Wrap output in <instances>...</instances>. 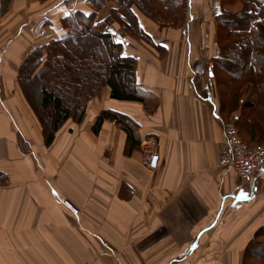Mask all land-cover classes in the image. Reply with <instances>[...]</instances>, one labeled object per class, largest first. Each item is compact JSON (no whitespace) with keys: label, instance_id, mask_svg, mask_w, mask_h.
<instances>
[{"label":"crops","instance_id":"1","mask_svg":"<svg viewBox=\"0 0 264 264\" xmlns=\"http://www.w3.org/2000/svg\"><path fill=\"white\" fill-rule=\"evenodd\" d=\"M222 7L185 0L181 25L161 26L132 5L152 42L112 19L106 29L122 55L136 58L142 100H114L103 87L82 120H66L46 145L18 68L60 37L70 11L94 8L89 0H8L2 9L0 0V264H243L264 225V170L248 184L218 165L223 123L237 121L249 143H264V132L243 117L241 99L221 111L213 65ZM116 8L106 0L95 20ZM104 110L124 115L133 138L107 118L94 132ZM148 137L157 144L152 167L142 164Z\"/></svg>","mask_w":264,"mask_h":264},{"label":"trees","instance_id":"2","mask_svg":"<svg viewBox=\"0 0 264 264\" xmlns=\"http://www.w3.org/2000/svg\"><path fill=\"white\" fill-rule=\"evenodd\" d=\"M114 1L117 8L101 21L95 20L96 9L102 7L106 0H89L94 8L89 14L79 10L70 11L61 19L60 26L64 32L60 37L34 47L18 68V87L42 127L46 145L54 140L56 131L66 120H82L89 101L97 97L103 87H108L110 98L114 100H142L137 93L136 58L122 55V43L106 29L112 19H117L133 36L152 42L146 33L137 28L132 5L161 26H180L184 18L185 0ZM231 1L240 2V9H229L226 1L222 0V11L217 17L220 53L213 65L216 82L218 80L221 92V84L231 88L239 80L247 79L255 83L258 89L256 98L253 102L242 103V108H255L247 118L257 120L256 123L264 132V101L259 103L264 93V0ZM7 2L1 0L2 9ZM119 13L124 14L128 22H121ZM232 53L237 54L241 61L237 72L230 69L232 62H236L231 58ZM38 80L40 107L33 102L28 90V86ZM221 101V111L223 106L232 111V101L225 102L223 92ZM42 110L46 111L48 117L44 116ZM106 118L122 125L128 136L133 138L132 127L125 116L107 110L98 115L94 132ZM234 122L238 127L237 121ZM243 264H264V225L254 232L247 243Z\"/></svg>","mask_w":264,"mask_h":264},{"label":"built area","instance_id":"3","mask_svg":"<svg viewBox=\"0 0 264 264\" xmlns=\"http://www.w3.org/2000/svg\"><path fill=\"white\" fill-rule=\"evenodd\" d=\"M226 149L220 154L218 165L226 171H232L244 183H256L257 176L264 170V143L245 142L237 125L232 119L223 123ZM142 164L152 167L155 158L156 140L152 137L141 142Z\"/></svg>","mask_w":264,"mask_h":264},{"label":"rangeland","instance_id":"4","mask_svg":"<svg viewBox=\"0 0 264 264\" xmlns=\"http://www.w3.org/2000/svg\"><path fill=\"white\" fill-rule=\"evenodd\" d=\"M225 1H226V4H227V6H228L229 9L230 8L232 10H238V9H240V5H241L240 2H238V1L232 2L231 0H225ZM231 55H232V57L231 56L230 57L232 59L236 60V62L235 63H234V61L232 62L230 69H231L232 72H234V71L237 72L239 70V68H240V65H241L240 58L238 57L237 54L235 55V54L232 53ZM219 72L221 74V71H219ZM28 90H29V93H30V96H31L33 102L36 105L38 104V106H39V94H40L39 80L36 81V82H34V83H32V84H30L28 86ZM257 90L258 89L255 86V83L253 81H249L247 79L246 80L236 81V84H234V86L231 87V88H229L227 86V84L222 85V92H223V95H224V101L225 102L227 101L228 103H230L234 97H236V102H238V99L239 100L241 99V101H242L243 104L245 102H253L254 98H256ZM232 92H234V94L231 95ZM263 101H264V93L261 95L260 102L259 103H261ZM39 110H40V108H39ZM244 111H246V112H242V115L243 114H246L243 117H247V116H249L251 113H253L255 111V108L246 107L244 109ZM42 112L44 113V116L45 117H48L46 111L42 110ZM261 116H262V114L259 115V118L260 119L262 118ZM263 120H264V118H263ZM40 128L42 130L41 125H40Z\"/></svg>","mask_w":264,"mask_h":264},{"label":"water","instance_id":"5","mask_svg":"<svg viewBox=\"0 0 264 264\" xmlns=\"http://www.w3.org/2000/svg\"><path fill=\"white\" fill-rule=\"evenodd\" d=\"M155 161H156V158H154L152 166H154V164H155Z\"/></svg>","mask_w":264,"mask_h":264}]
</instances>
